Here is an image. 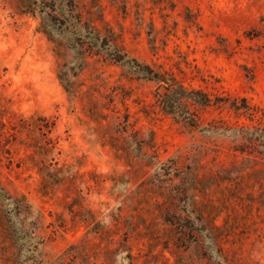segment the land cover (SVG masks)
<instances>
[{
	"label": "rangeland",
	"instance_id": "374dc122",
	"mask_svg": "<svg viewBox=\"0 0 264 264\" xmlns=\"http://www.w3.org/2000/svg\"><path fill=\"white\" fill-rule=\"evenodd\" d=\"M23 1L0 0V178L36 264H264V0ZM139 65L215 101L198 127Z\"/></svg>",
	"mask_w": 264,
	"mask_h": 264
},
{
	"label": "trees",
	"instance_id": "16d2710c",
	"mask_svg": "<svg viewBox=\"0 0 264 264\" xmlns=\"http://www.w3.org/2000/svg\"><path fill=\"white\" fill-rule=\"evenodd\" d=\"M52 3H44L40 7H38L37 0H24L23 1V11L30 12L36 14L47 13L50 15L51 13L48 11V7L51 8L52 11H56V2L52 0ZM102 46L110 47V39L106 37H102ZM111 58L115 61H123L125 59V54L121 53L118 50L111 51ZM140 71H142L145 76L149 79L158 80L167 84L166 91L157 93L158 99L157 102L161 109L168 114H173L175 117L182 118L187 124L198 127L199 126V116L195 110L191 109L192 105H197L200 107H208L214 104L215 101L207 94L201 90H188L184 85L177 84L175 79L168 77L165 73H160L155 71L149 65H139ZM61 79L67 82V85L71 84L69 77H64L61 75ZM223 99L218 98L216 102H220ZM238 108V107H237ZM215 128H225L227 130H231L232 126H216ZM240 130V129H239ZM256 136V137H255ZM253 137L246 135V137L250 138L252 142L258 140L259 136L255 135ZM256 144V142H255ZM0 196L2 201L5 202L6 207L2 213L3 223L0 225L2 232L6 238L10 239L12 246L16 251L17 264H36L37 260L33 252L31 251L30 246H28V242L30 241L31 234L33 230L26 226V220L31 215L30 205L26 201L24 197L15 196L13 194H9L5 188L2 186L1 178H0ZM177 223V222H176Z\"/></svg>",
	"mask_w": 264,
	"mask_h": 264
}]
</instances>
